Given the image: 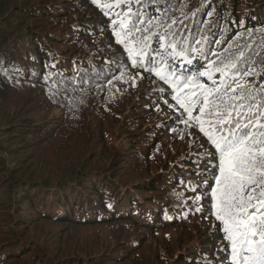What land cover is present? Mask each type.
<instances>
[{"label": "trees", "instance_id": "trees-1", "mask_svg": "<svg viewBox=\"0 0 264 264\" xmlns=\"http://www.w3.org/2000/svg\"><path fill=\"white\" fill-rule=\"evenodd\" d=\"M4 15L0 126L25 164L56 173L20 179L0 147V264H233L212 207L218 153L144 69L212 88L232 83L217 67L235 62L251 73L239 83L264 94V0H0ZM32 224L46 239L31 254Z\"/></svg>", "mask_w": 264, "mask_h": 264}, {"label": "snow or ice", "instance_id": "snow-or-ice-1", "mask_svg": "<svg viewBox=\"0 0 264 264\" xmlns=\"http://www.w3.org/2000/svg\"><path fill=\"white\" fill-rule=\"evenodd\" d=\"M132 27L135 28V24ZM147 39L142 37L138 43L140 59L150 56L146 51L149 47ZM160 42L163 44V38ZM135 51L129 49V55ZM151 59L154 61L156 57ZM138 62L134 57V63ZM160 63H164L162 58ZM228 69L232 70V83L221 79L217 84L213 80L212 88L193 76L181 80L170 65L167 72L149 66L144 70L170 85L176 93V103L183 109L178 119L183 121L187 114L188 120L197 123L199 131L214 145V151L209 155L214 157L218 153L219 175L215 176L216 186L211 190L212 207L231 242L233 264H264V94L245 89L239 83L240 76L251 74L249 70L241 72L235 62L217 67L221 77L228 76ZM212 75V72L199 73L200 77L211 78ZM193 84L195 88H192ZM197 108L199 115L194 117L193 111ZM205 123L208 124L207 131Z\"/></svg>", "mask_w": 264, "mask_h": 264}, {"label": "rangeland", "instance_id": "rangeland-1", "mask_svg": "<svg viewBox=\"0 0 264 264\" xmlns=\"http://www.w3.org/2000/svg\"><path fill=\"white\" fill-rule=\"evenodd\" d=\"M1 17H2V19H0V23L3 22V20L6 18V16L4 15V16H1ZM0 129H1V131H0V135H1L0 139H2V140H0V147L5 152H14L11 155V158L16 162V164H19V166H20V167L17 166L19 171H18V174L16 176L18 178L23 179L25 181H30V182L34 181L35 182V181H42L41 179L43 177H45L48 180V179H50L53 176L54 173H56V170H50V169L48 170V169H46V166L43 165L39 161H37V163H36L35 161L30 160L29 162L27 161V164H25L23 162V159L28 160L25 150H24V153H21V151L19 149L10 150V147H11L12 144L15 145L16 147H18V144L14 143V141H12L11 127L3 124L2 126H0ZM20 149L22 150V148H20ZM5 152H2V154H0V155L4 156L5 158H7L5 156ZM34 162L36 164H34ZM5 166L7 168V171L5 173L8 174L10 172V168H9L10 164L6 162ZM30 168H31V170L29 171ZM28 171H29V173H28ZM30 173H32V175H30ZM13 214L15 215V213H13ZM24 232H25V234H24L25 239L24 240L28 241V243H29V244H27L28 247L26 249H27V251H30L31 254H32V251H34V250L32 249V246H30V245H32V244L40 245V246H44L45 245V239L46 238H44L43 236H37L38 230H37L36 227L33 226V224L32 225H28L24 229ZM19 255L20 254L17 253L16 257H19ZM24 256L27 259L28 256H26V255H24ZM5 259H7V258H5ZM16 263H19L18 259L9 258L8 264H16Z\"/></svg>", "mask_w": 264, "mask_h": 264}]
</instances>
